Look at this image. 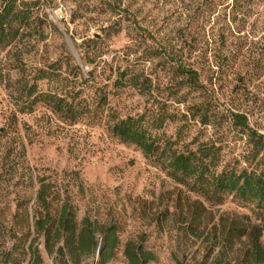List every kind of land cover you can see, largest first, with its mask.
<instances>
[{
    "label": "rangeland",
    "instance_id": "1",
    "mask_svg": "<svg viewBox=\"0 0 264 264\" xmlns=\"http://www.w3.org/2000/svg\"><path fill=\"white\" fill-rule=\"evenodd\" d=\"M231 1L0 0L28 17L0 48V264H33L32 232L26 240L12 234L35 209L36 178L69 196L78 222L117 227L119 248L107 264H128L124 244L141 239L155 256L148 264L211 263L212 237L184 229L196 197L119 141L108 118L145 115L158 120V135L179 136L190 148L213 144L222 165L253 168L245 161L252 145L232 116L264 136V0L247 3L249 16L235 23ZM178 66L195 70L199 85ZM42 68L57 70L60 88L78 92L89 114L70 124L41 104L24 112L25 84ZM51 87L38 82L41 91ZM250 208L228 197L202 217L211 226ZM95 237L100 245L102 234ZM35 247L40 264H56L40 239ZM97 254L82 264H97Z\"/></svg>",
    "mask_w": 264,
    "mask_h": 264
},
{
    "label": "trees",
    "instance_id": "2",
    "mask_svg": "<svg viewBox=\"0 0 264 264\" xmlns=\"http://www.w3.org/2000/svg\"><path fill=\"white\" fill-rule=\"evenodd\" d=\"M251 1H231L232 22L235 23L240 16H249V8L245 6ZM25 11L16 10L9 2L0 8L1 49L17 39L20 27L27 23ZM56 72L51 68H42L32 78L31 84H25L22 110L29 114L41 104L60 120L75 124L89 114L90 105L84 98H79L78 92L60 88L61 81ZM176 72L192 87L199 85L195 70L178 66ZM39 81L52 87L41 91L38 89ZM129 83L135 86L137 81L132 78ZM108 119L111 132L119 141L137 147L144 158L157 165L166 177L196 197L198 207L188 208L184 229L196 236L207 231V236L212 237L209 252L216 253L210 264H264V244L261 242L264 236V136L249 126L245 116L234 114L232 125L246 134L252 145L250 159L245 161L249 164L254 161L253 168L222 165L220 149L213 144L190 148V143H182L179 136L173 139L158 135L153 132L160 127L155 124L158 120L150 122L145 115L110 116ZM36 183L35 209L31 214L26 212L23 215L20 234L15 230L12 234L14 239L26 240L32 232L33 238L27 250L33 264L41 263L37 247L32 250L33 242L38 239L56 264H82L84 258L94 257L96 253L97 264L111 261L120 244L117 227H101L87 218L78 222L76 208L67 194H60L58 188L44 179L36 178ZM228 197L250 206V215L221 214L211 226L204 223L202 216L208 213L207 207L220 205ZM96 232L103 236L100 245L96 241ZM143 242L141 239L124 244L122 254L128 264H148L155 260L154 254L144 247ZM176 264L181 262L176 260ZM186 264L196 263L190 260Z\"/></svg>",
    "mask_w": 264,
    "mask_h": 264
}]
</instances>
